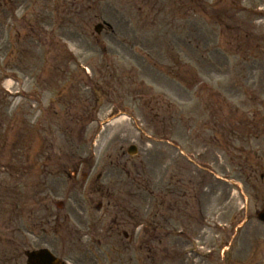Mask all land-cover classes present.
<instances>
[{
	"label": "rangeland",
	"instance_id": "1",
	"mask_svg": "<svg viewBox=\"0 0 264 264\" xmlns=\"http://www.w3.org/2000/svg\"><path fill=\"white\" fill-rule=\"evenodd\" d=\"M251 160L264 0H0V264H249Z\"/></svg>",
	"mask_w": 264,
	"mask_h": 264
},
{
	"label": "flooded vegetation",
	"instance_id": "2",
	"mask_svg": "<svg viewBox=\"0 0 264 264\" xmlns=\"http://www.w3.org/2000/svg\"><path fill=\"white\" fill-rule=\"evenodd\" d=\"M263 169V173L260 174L258 177L256 175V173L258 172L257 171V166H255L253 164V162L251 161V164H250V176H249V179H252L254 181H257L258 179L260 180V182L262 183V191H261V195H262V201H264V168ZM251 180V181H252ZM262 207H264V204L262 205ZM260 207V209L262 208ZM259 209L258 210H254L252 212V214H248L247 218H246V222L248 224V226L252 229L254 227V222H258L259 224L262 225V229L264 230V222L260 221L258 218H257V213H258ZM254 232L251 233V238L253 240L257 239L253 236ZM264 240V239H262ZM254 243V241H253ZM249 264H264V250H260L258 248V246L255 248L254 252L252 253V256H251V259L249 261Z\"/></svg>",
	"mask_w": 264,
	"mask_h": 264
},
{
	"label": "water",
	"instance_id": "3",
	"mask_svg": "<svg viewBox=\"0 0 264 264\" xmlns=\"http://www.w3.org/2000/svg\"><path fill=\"white\" fill-rule=\"evenodd\" d=\"M97 32L100 31V26L95 28ZM136 152V148L131 146L128 149L129 154H134ZM260 218L264 219V210L260 213ZM25 256L27 258L26 264H64L57 260L47 249H40L37 251H26Z\"/></svg>",
	"mask_w": 264,
	"mask_h": 264
}]
</instances>
